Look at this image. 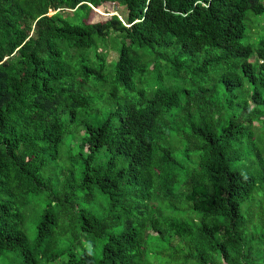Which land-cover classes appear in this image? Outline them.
<instances>
[{
	"label": "trees",
	"instance_id": "1",
	"mask_svg": "<svg viewBox=\"0 0 264 264\" xmlns=\"http://www.w3.org/2000/svg\"><path fill=\"white\" fill-rule=\"evenodd\" d=\"M248 14L264 0H0V264H264Z\"/></svg>",
	"mask_w": 264,
	"mask_h": 264
},
{
	"label": "rangeland",
	"instance_id": "2",
	"mask_svg": "<svg viewBox=\"0 0 264 264\" xmlns=\"http://www.w3.org/2000/svg\"><path fill=\"white\" fill-rule=\"evenodd\" d=\"M113 10H114L113 3H111V2H105L101 6L91 7V11L89 12V14L87 16L86 21L87 22L102 21V20L106 19V17H108V13H110V12L113 13ZM248 18H250V20H253V21H259L260 19H264V17L261 15L253 16V15H249V14H248ZM245 25H246V34H247V32L249 31L248 22L247 23L245 22ZM253 32H254V29L250 28V34H251V36H253L251 38V41H252V39H253V41L256 40L259 35L264 33V23L262 26L257 27V33H255L253 35L252 34ZM107 51H108V54L110 55L109 56L110 58H114L116 56V53L114 50L107 48ZM64 162H65V157H59L55 161V163L59 166L63 165ZM90 203H92L91 206L94 209L101 210V205L98 201H90ZM44 204H45V202L43 199L32 198L30 201V204L26 207L25 212H26V214H28L29 210L31 209L32 206H37V207L43 206L44 207ZM27 218L28 219L25 220L23 228H24V231H25L27 237L31 238L32 234L29 233L31 220H29V217H27ZM101 244H102V242L99 240H95L92 243L91 241L86 242L85 239L83 238L81 246H83L86 250H89L92 254L98 255V254H100V251H101ZM59 262H60V260L55 261L53 264H59Z\"/></svg>",
	"mask_w": 264,
	"mask_h": 264
},
{
	"label": "clouds",
	"instance_id": "3",
	"mask_svg": "<svg viewBox=\"0 0 264 264\" xmlns=\"http://www.w3.org/2000/svg\"><path fill=\"white\" fill-rule=\"evenodd\" d=\"M110 14H115V15H117L118 16V14L116 13V11L115 10H113V13H108V16L110 15Z\"/></svg>",
	"mask_w": 264,
	"mask_h": 264
}]
</instances>
